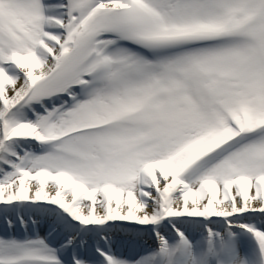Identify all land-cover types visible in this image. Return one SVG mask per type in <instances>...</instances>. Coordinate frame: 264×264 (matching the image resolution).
I'll return each mask as SVG.
<instances>
[{
    "label": "snow or ice",
    "instance_id": "6c2138e0",
    "mask_svg": "<svg viewBox=\"0 0 264 264\" xmlns=\"http://www.w3.org/2000/svg\"><path fill=\"white\" fill-rule=\"evenodd\" d=\"M0 264H264V0H0Z\"/></svg>",
    "mask_w": 264,
    "mask_h": 264
}]
</instances>
